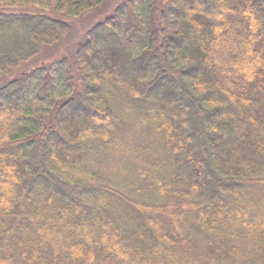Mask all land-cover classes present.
I'll list each match as a JSON object with an SVG mask.
<instances>
[{"label": "trees", "instance_id": "1", "mask_svg": "<svg viewBox=\"0 0 264 264\" xmlns=\"http://www.w3.org/2000/svg\"><path fill=\"white\" fill-rule=\"evenodd\" d=\"M0 264H264V0H0Z\"/></svg>", "mask_w": 264, "mask_h": 264}, {"label": "rangeland", "instance_id": "2", "mask_svg": "<svg viewBox=\"0 0 264 264\" xmlns=\"http://www.w3.org/2000/svg\"><path fill=\"white\" fill-rule=\"evenodd\" d=\"M115 1H116V0H115ZM117 1H118V0H117ZM70 41H72V40H70ZM69 43H70V42H67V45H69Z\"/></svg>", "mask_w": 264, "mask_h": 264}]
</instances>
